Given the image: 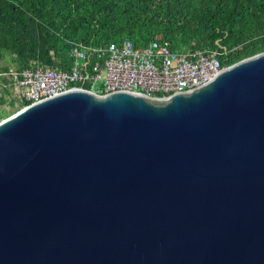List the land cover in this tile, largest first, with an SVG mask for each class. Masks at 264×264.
Listing matches in <instances>:
<instances>
[{
	"label": "water",
	"instance_id": "1",
	"mask_svg": "<svg viewBox=\"0 0 264 264\" xmlns=\"http://www.w3.org/2000/svg\"><path fill=\"white\" fill-rule=\"evenodd\" d=\"M0 264H264V51L0 119Z\"/></svg>",
	"mask_w": 264,
	"mask_h": 264
},
{
	"label": "trees",
	"instance_id": "2",
	"mask_svg": "<svg viewBox=\"0 0 264 264\" xmlns=\"http://www.w3.org/2000/svg\"><path fill=\"white\" fill-rule=\"evenodd\" d=\"M122 39L174 52L220 49L230 65L264 51V0H0V56L10 53L17 70L67 66L71 42Z\"/></svg>",
	"mask_w": 264,
	"mask_h": 264
},
{
	"label": "built area",
	"instance_id": "3",
	"mask_svg": "<svg viewBox=\"0 0 264 264\" xmlns=\"http://www.w3.org/2000/svg\"><path fill=\"white\" fill-rule=\"evenodd\" d=\"M220 52H174L158 41L140 48L128 39L106 45L71 42L67 66L36 65L7 73L21 108L70 89L166 97L198 87L217 75L227 66L218 58Z\"/></svg>",
	"mask_w": 264,
	"mask_h": 264
},
{
	"label": "rangeland",
	"instance_id": "4",
	"mask_svg": "<svg viewBox=\"0 0 264 264\" xmlns=\"http://www.w3.org/2000/svg\"><path fill=\"white\" fill-rule=\"evenodd\" d=\"M0 66H5L7 70L0 71V99L4 100L0 102V119H4L10 116L21 107L18 103L15 93L13 91V82L9 78L8 71H15L17 64L12 59V55L8 52H2L0 56ZM99 83L94 85V89L98 87ZM9 102H13L10 104Z\"/></svg>",
	"mask_w": 264,
	"mask_h": 264
}]
</instances>
